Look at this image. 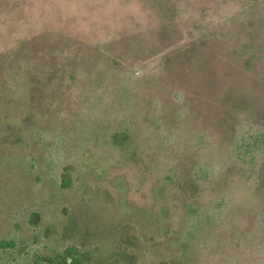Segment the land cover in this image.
<instances>
[{
	"label": "rangeland",
	"instance_id": "374dc122",
	"mask_svg": "<svg viewBox=\"0 0 264 264\" xmlns=\"http://www.w3.org/2000/svg\"><path fill=\"white\" fill-rule=\"evenodd\" d=\"M0 65L35 133L0 264H264V0H0Z\"/></svg>",
	"mask_w": 264,
	"mask_h": 264
},
{
	"label": "trees",
	"instance_id": "16d2710c",
	"mask_svg": "<svg viewBox=\"0 0 264 264\" xmlns=\"http://www.w3.org/2000/svg\"><path fill=\"white\" fill-rule=\"evenodd\" d=\"M7 71V67L3 68L0 65V212L8 202L6 200L8 196L17 192L22 185L21 171L27 164L29 165V159L27 160L26 157H30L27 155L35 151V147L33 150L31 145L35 133L27 130L25 127L27 124L24 125L26 118L22 119L25 115L26 103L21 90L19 91V82H11ZM234 139L237 148L246 151L249 155L247 158L240 151L241 154H237L240 159H245L246 164L253 165L257 162L258 153L250 156L252 153L250 144H244L242 136ZM39 168L35 166V169ZM66 181L65 177L62 178V183L65 184ZM1 233L0 249L13 247L11 239L2 236ZM90 259L91 255L87 250L79 249L74 244H68L62 249H54L52 254H37L29 264H89Z\"/></svg>",
	"mask_w": 264,
	"mask_h": 264
}]
</instances>
